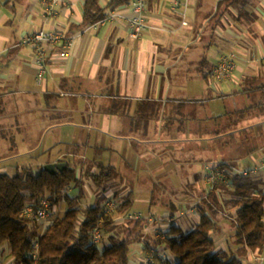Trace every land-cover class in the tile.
I'll return each instance as SVG.
<instances>
[{
  "label": "crops",
  "instance_id": "1",
  "mask_svg": "<svg viewBox=\"0 0 264 264\" xmlns=\"http://www.w3.org/2000/svg\"><path fill=\"white\" fill-rule=\"evenodd\" d=\"M111 1L100 0L99 7L108 11ZM130 1L111 8L126 11ZM174 1L147 0L148 28L133 40L123 22L88 29L84 0H60L47 21L39 0H0V173H38L42 166L30 164V153L48 154L47 164L68 162L74 168L78 182L67 192L79 197L82 208L97 204L99 196L103 207L112 196L130 195L160 208V217H176L174 227L182 233L191 231L199 213L189 208L204 191L201 182L191 177L193 188H175L177 205L164 202L163 188L154 199L155 182L179 181L174 171L183 146H203L199 138L212 99H205L202 81L213 86L211 72L222 54L238 56L226 83L246 94L254 93L251 85L264 87V0H241L234 7L227 0H188L184 19L181 9L171 11ZM40 29L61 31L71 45H47L48 73L37 86L33 47L21 41ZM212 89L214 97L224 95L222 88ZM105 167L115 172L103 195H94L93 175ZM218 221L212 231L218 252L237 254L244 264H264V249L238 254ZM140 242L130 264H144L148 252L176 264L175 256L157 247L162 239L152 226H144Z\"/></svg>",
  "mask_w": 264,
  "mask_h": 264
},
{
  "label": "trees",
  "instance_id": "2",
  "mask_svg": "<svg viewBox=\"0 0 264 264\" xmlns=\"http://www.w3.org/2000/svg\"><path fill=\"white\" fill-rule=\"evenodd\" d=\"M99 1L84 0L85 25L101 19L106 12L113 10L111 7L118 6L125 0H112L108 11L99 7ZM227 1L229 6L234 7L241 0ZM244 19L247 18L244 16ZM244 25L249 26V22L246 21ZM207 75L204 76L205 79ZM260 88L264 87L250 86L251 91L255 89L254 92L260 91ZM258 106L260 108L255 109L264 112L263 103ZM244 115V110L227 113L229 123L223 127L224 135L233 138L238 129V120L244 119ZM249 130L252 131V128L240 129L238 132ZM64 163L66 169L54 175L47 173L43 167L38 173L29 168L18 171L14 176L0 173V245L8 244L14 264H130V245L140 242L142 229L146 225L143 221L124 220L123 223H118L119 218L130 210L132 197L128 195L123 198L122 203H117L113 214L103 218L100 226L101 241L110 236V243L99 251L97 245L91 243L90 237L92 229L102 216V203L105 198H99L94 206L82 208L79 197L67 192L68 187L75 186L78 180L74 168L68 162ZM114 172L112 168L105 167L99 174L93 175L94 184L108 182ZM257 187L258 184L250 176L236 175L231 178L230 189L219 185L208 195L203 194V191L195 202L199 212V221L195 227L187 233L172 227L162 239L170 253L177 258L176 264H244L237 254L216 250L212 231L217 226L216 215L219 213L218 207L221 206H227L233 211V242L236 251L262 252L264 196L256 193ZM218 189L230 194V198L224 199L222 205L217 200ZM45 195L48 196L52 208L64 203L65 210L40 231L35 220L23 217L22 210L26 204L36 208L39 199ZM132 223L133 227H130ZM118 229L126 231V235L116 237L115 231Z\"/></svg>",
  "mask_w": 264,
  "mask_h": 264
},
{
  "label": "rangeland",
  "instance_id": "3",
  "mask_svg": "<svg viewBox=\"0 0 264 264\" xmlns=\"http://www.w3.org/2000/svg\"><path fill=\"white\" fill-rule=\"evenodd\" d=\"M209 70L210 67L207 68V72ZM202 83L204 84V89H205V95H204L205 99H209V98L212 99L211 101L212 103H208L206 105V107H208V110L206 112L207 120L204 121V123L206 124L204 125V129L201 131L202 136L199 138V140L201 141L204 140L205 142L203 146L200 145L199 142L198 143L193 142L189 146H183L179 160L180 168L174 171V176L177 175L179 177V181L166 179V182H155L156 189L154 190V194H153L154 199H157L161 191L160 189L163 188L166 190V193L164 194L165 196L164 202L166 203L172 202L173 204L177 205L178 201L177 199H175L177 193L174 191V189L177 187L179 188L188 187L190 189L193 188L194 186L190 184L191 177L201 182V185H199V187L204 188L203 187L204 165L223 163L238 167L240 169H247V168H252V166L259 164L261 157L264 155V112L255 109V108H260L258 106V104L260 103H263L264 105V93H262V91H258L254 93L249 92V94H246V91L243 87L232 84L230 85L226 82L222 84L223 86L215 82H212L213 86L209 85L208 83H205V81H202ZM212 87L222 88V93L224 95L222 96L218 95L217 97H214L215 92L212 91L213 90ZM198 100L197 102H200ZM239 110L245 111L244 119L240 118V120H238L239 122L237 124L238 129L234 132L233 138H229L227 135H224L225 133H223L224 130L223 127H226L227 124L229 123V117L227 116V113H233ZM247 128H252V131L249 130L245 132H238L240 129H247ZM212 134L215 136L211 137ZM211 138L212 140H210ZM20 154L24 156V153H20ZM32 155L33 154L30 153V158L27 159L30 162V164L32 163L36 166H42V167L47 165L48 154L47 155L41 154L37 158H34V155L32 157ZM87 170L88 172H90L91 164L87 167ZM33 172L36 173V168L35 169L33 168ZM252 179L258 184L256 193L262 194L264 196V176L258 174L255 176V178ZM92 185L95 187L94 195L96 194L103 195V193L109 187L107 182H103L101 183V185H95L93 182ZM126 187L133 188L134 185L129 184L126 185ZM204 193L205 192H203V194ZM216 193H217V200L221 205L224 199L230 198V194L224 193L220 189H218ZM199 196L200 193L197 194L193 202H196ZM100 197L101 196H99V198ZM108 200H113L116 202V204L122 203V199H117V197L114 196H112V198ZM92 202L94 201L92 200ZM60 205L62 204H58L55 208H51L49 212V217L44 221H35V223L39 226V229H42L47 224H49L55 216H61L63 214L64 209H62V207L60 208ZM218 210L225 211V215L221 216V218H219L220 214L218 213L216 215V220L217 221L219 220L218 221L219 223L223 222L221 224H223V226H225L226 228L225 231L226 234L228 235L226 236L227 244L231 248L233 247L236 248V245L233 242L235 235V222L233 221L234 219L233 211L229 209V207L227 206L218 207ZM128 213L130 214L141 213L143 215L162 216L160 208H157L156 206L153 205L136 202V200L133 201V204L131 205ZM122 221H118V223H121ZM129 226L133 227V223L130 224ZM122 231H123L122 229L116 230L115 236L118 238L124 237L126 235V231L125 232ZM153 236L155 237L154 233L152 232L150 237L154 239ZM109 243H110V236H106L104 241H101V243L97 245V249L99 251H102L107 245H109ZM140 243L143 246L144 244H147L145 242L144 244L143 242ZM135 244L136 242H133L130 245V256L133 254L135 250V246H136ZM8 247H9L8 244L4 243L0 245V251L2 249L6 250ZM157 247L163 251H166L168 254H171L169 252V248L166 245V243L159 242L157 244ZM7 251H6L7 257H2L4 259H2L1 258L2 255H0V264H14L12 261V257L10 255L9 248ZM240 252H238V254H240Z\"/></svg>",
  "mask_w": 264,
  "mask_h": 264
},
{
  "label": "built area",
  "instance_id": "4",
  "mask_svg": "<svg viewBox=\"0 0 264 264\" xmlns=\"http://www.w3.org/2000/svg\"><path fill=\"white\" fill-rule=\"evenodd\" d=\"M60 0H39L43 9L42 18L47 21L55 15V8ZM147 0H132L127 5L126 11L110 10L96 22L90 23L88 29H96L104 27L108 24L123 22L125 23L129 37L133 40L139 39L145 29L148 28ZM188 6V0H176L172 3L171 11L176 12L181 9L182 19L185 17V11ZM182 25H186L182 20ZM59 43L65 44V47H70L71 41L66 38L61 31H45L43 29L37 30L31 35L26 36L22 41V45H31L34 51V65H35V83L41 86L48 73V53L47 45H57ZM238 56L234 51L224 53L220 56L218 63L211 72V80L215 83H223L231 81ZM204 170V192L206 195L211 193L215 187L222 185L231 188V178L236 175L250 176L255 178L256 175L264 176V155L261 157L259 164L252 166V168L240 169L232 165L221 164H206ZM117 204L113 200H108L104 203L102 216L98 219L96 225L91 231L90 241L93 245H98L102 239L100 226L103 218L113 214ZM51 203L47 195L41 197L37 203L36 208L30 204L23 207L22 215L31 221H44L49 217L51 210ZM197 210V204L189 208V211ZM143 221L147 226H152L156 232V236L164 239L167 231L175 226L176 217H160L156 215H143L141 213L130 214L126 213L119 218V221ZM35 258V256H34ZM144 264H165L164 256L156 252H148L144 255Z\"/></svg>",
  "mask_w": 264,
  "mask_h": 264
},
{
  "label": "water",
  "instance_id": "5",
  "mask_svg": "<svg viewBox=\"0 0 264 264\" xmlns=\"http://www.w3.org/2000/svg\"><path fill=\"white\" fill-rule=\"evenodd\" d=\"M43 168L50 175H54L56 173H60L64 171L66 169V164L65 163H52V164L45 165Z\"/></svg>",
  "mask_w": 264,
  "mask_h": 264
}]
</instances>
